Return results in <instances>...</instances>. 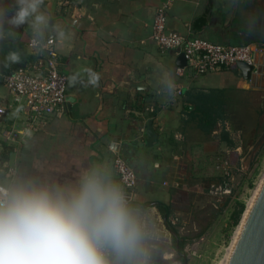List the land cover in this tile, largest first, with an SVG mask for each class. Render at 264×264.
<instances>
[{
    "label": "crops",
    "instance_id": "obj_1",
    "mask_svg": "<svg viewBox=\"0 0 264 264\" xmlns=\"http://www.w3.org/2000/svg\"><path fill=\"white\" fill-rule=\"evenodd\" d=\"M60 2L45 0L44 9L66 31L62 40L56 39L60 68L69 75L66 100L62 110L37 128L25 127L20 112L13 115L14 109L8 116L0 115V135L12 129L19 133L14 141L0 137V155L5 145L12 147L0 164L16 161L65 174L85 157L107 155L114 161L122 156L137 176L135 186L128 189L154 206L169 238L172 259L166 263L175 264L172 244L176 235L169 230L168 221L175 224L189 216L200 224L201 199L213 209L214 220L217 196L223 194L217 188L231 190L233 157H242L248 150L244 128L235 126L230 115L224 113L216 119L215 109L214 122L206 126L200 109L211 113L212 107L206 108L205 101L231 85L264 91V54L257 55L258 72L253 71L250 78L232 67L194 74L187 66H179L181 52L163 51L155 43L157 10L168 6L170 31L243 45L264 43V29L244 34L245 18L257 11L264 14V0H245L239 8L231 7L229 0H68L65 7ZM13 31L14 38L0 41V105H10L13 100L4 76L32 59L30 28L24 25ZM9 51H18L22 59L4 68L2 62ZM164 66L174 70L178 85L171 101L156 93ZM89 69L100 75L96 86L87 83ZM77 74L80 82L71 84L70 77ZM196 107L200 109L189 113ZM150 121L157 133L152 144L146 133ZM168 208L172 211L169 216ZM212 220L210 217L205 228Z\"/></svg>",
    "mask_w": 264,
    "mask_h": 264
},
{
    "label": "clouds",
    "instance_id": "obj_2",
    "mask_svg": "<svg viewBox=\"0 0 264 264\" xmlns=\"http://www.w3.org/2000/svg\"><path fill=\"white\" fill-rule=\"evenodd\" d=\"M44 2L0 0V41L14 38L13 29L24 25L38 52L49 39L62 40L65 28L53 22ZM229 2L239 8L245 0ZM262 20L259 11L248 15L244 34L264 29ZM21 59L9 51L3 67ZM87 75L88 84L98 85V73L89 69ZM77 82L78 74L70 77ZM177 89L174 70L164 66L157 95L171 101ZM169 248L154 206L131 194L107 155L85 157L65 174L16 161L0 165V264H165L172 259Z\"/></svg>",
    "mask_w": 264,
    "mask_h": 264
},
{
    "label": "built area",
    "instance_id": "obj_3",
    "mask_svg": "<svg viewBox=\"0 0 264 264\" xmlns=\"http://www.w3.org/2000/svg\"><path fill=\"white\" fill-rule=\"evenodd\" d=\"M68 4V0L60 2L61 7ZM167 7L164 5L158 8L152 37L161 50H176L184 53L186 66L194 74L202 75L217 69L230 68L237 62L253 65V71L258 72V68L255 69L257 67L256 57L264 54V43L225 45L202 37L183 36L168 29ZM30 41L31 38L28 46L32 59L3 78L13 100L10 105H0V115L8 116L12 109H20L23 125L27 128H37L50 115L62 110L66 100L69 75L60 68L61 62L55 38L49 39L42 52L31 47ZM18 135V131L12 129L2 132L0 137L8 142L17 139ZM114 163L118 166L127 187H134L137 176L131 164L122 156H117ZM229 190L222 187L217 188V191L223 193H228Z\"/></svg>",
    "mask_w": 264,
    "mask_h": 264
},
{
    "label": "rangeland",
    "instance_id": "obj_4",
    "mask_svg": "<svg viewBox=\"0 0 264 264\" xmlns=\"http://www.w3.org/2000/svg\"><path fill=\"white\" fill-rule=\"evenodd\" d=\"M231 166L233 170L229 179L231 190L228 193L221 192L223 196L218 194L214 206L216 211L214 220H212L213 209L207 208L201 199L202 205L197 213L201 218L200 224L199 219L196 223V220H192L193 218L189 216L184 220L181 219L179 223L175 221L179 230L182 231L181 235L188 238L181 253V255L183 253L187 255V264H221L226 259L234 237L250 207L249 202L255 196L264 177V137H258V141L253 142L242 157L234 155ZM240 203L244 205V209L238 220L234 221L232 213ZM210 217L211 226L205 228ZM194 223L197 224L196 227ZM172 246L174 251L172 262L185 264L183 256L176 250V242Z\"/></svg>",
    "mask_w": 264,
    "mask_h": 264
},
{
    "label": "trees",
    "instance_id": "obj_5",
    "mask_svg": "<svg viewBox=\"0 0 264 264\" xmlns=\"http://www.w3.org/2000/svg\"><path fill=\"white\" fill-rule=\"evenodd\" d=\"M205 102L208 103L206 108L212 107L211 113H207V110L197 107L193 110H189V113H193L197 109H200L203 114L202 122L205 123L206 126L214 122L212 113L216 109V119L223 116L224 113H227L230 115L232 123L235 126H242L244 128L246 133L247 149L253 142L255 143L258 141V137H264V91L245 90L231 85L218 90L216 94L209 97V101ZM6 152H12V147L5 145L0 158L6 159ZM243 209L244 205L242 203L238 204L232 213V219L234 221L238 220ZM167 213L169 216L172 214V211L168 208ZM168 228L177 237L176 238L174 236L176 250L180 249L178 251L179 255H181L182 249L184 248L188 238L180 234L178 225L172 223L171 220L168 221ZM182 258L184 260V257ZM165 264H167L166 261Z\"/></svg>",
    "mask_w": 264,
    "mask_h": 264
},
{
    "label": "water",
    "instance_id": "obj_6",
    "mask_svg": "<svg viewBox=\"0 0 264 264\" xmlns=\"http://www.w3.org/2000/svg\"><path fill=\"white\" fill-rule=\"evenodd\" d=\"M179 66L187 65L184 53L179 56ZM232 68H240L250 78L254 66L245 62H237ZM149 144L156 139L157 133L149 122L147 130ZM180 250V249H178ZM187 264V255L182 254ZM227 264H264V180L244 220Z\"/></svg>",
    "mask_w": 264,
    "mask_h": 264
},
{
    "label": "bare ground",
    "instance_id": "obj_7",
    "mask_svg": "<svg viewBox=\"0 0 264 264\" xmlns=\"http://www.w3.org/2000/svg\"><path fill=\"white\" fill-rule=\"evenodd\" d=\"M263 180H264V177L262 178V180H261V182H260V184H259V186H258V188H257V190H256L255 196H254V197L250 200V202H249V203H250V207H251V205H252V203H253V201H254V199H255V197H256V194H257V192H258V190H259V188H260V186H261ZM248 206H249V205H248ZM250 207H249V209H250ZM249 209H248V211H247V213H246V216H247V214H248V212H249ZM246 216H245V218H246ZM244 220H245V219H244ZM244 220H243L242 224L240 225L239 230L237 231V233H236V235H235V237H234L233 244H232L231 248L229 249V252H228V255H227L226 259H225L221 264H227V261H228V259H229V256H230L231 252H232V249H233L234 244H235V242H236V239H237V237H238V235H239V232H240V230H241V227H242V225H243V223H244Z\"/></svg>",
    "mask_w": 264,
    "mask_h": 264
}]
</instances>
